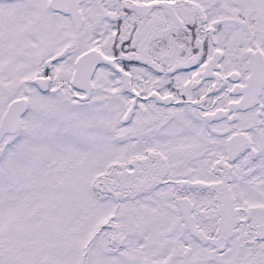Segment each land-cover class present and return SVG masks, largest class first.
Masks as SVG:
<instances>
[{
	"label": "snow or ice",
	"instance_id": "6c2138e0",
	"mask_svg": "<svg viewBox=\"0 0 264 264\" xmlns=\"http://www.w3.org/2000/svg\"><path fill=\"white\" fill-rule=\"evenodd\" d=\"M0 264H264V0H0Z\"/></svg>",
	"mask_w": 264,
	"mask_h": 264
}]
</instances>
